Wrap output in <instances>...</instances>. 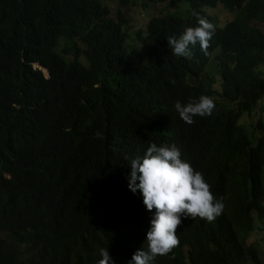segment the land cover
I'll list each match as a JSON object with an SVG mask.
<instances>
[{
  "label": "trees",
  "instance_id": "trees-1",
  "mask_svg": "<svg viewBox=\"0 0 264 264\" xmlns=\"http://www.w3.org/2000/svg\"><path fill=\"white\" fill-rule=\"evenodd\" d=\"M106 1L137 0H0V264H98L101 249L129 264L147 251L155 210L129 177L151 143L181 146L225 205L213 222L183 219L179 246L154 264H263L247 241L264 225V121L249 132L242 120L264 101V31L215 30L224 101L189 125L174 105L211 94L205 67L179 61L167 38L210 22L217 2L160 0L185 11L143 31ZM220 3L264 28V0Z\"/></svg>",
  "mask_w": 264,
  "mask_h": 264
},
{
  "label": "clouds",
  "instance_id": "clouds-1",
  "mask_svg": "<svg viewBox=\"0 0 264 264\" xmlns=\"http://www.w3.org/2000/svg\"><path fill=\"white\" fill-rule=\"evenodd\" d=\"M149 1L164 5L166 3L160 0ZM216 2L215 10L207 11L211 17L210 22L198 15V26L191 27V24H187L178 31L177 37L167 38L166 45L169 52L179 61L205 67L200 83L211 94L201 95L197 101L191 100L186 104L177 101L174 105L178 117L189 125L195 122L193 118L196 116H211L217 103L224 101L226 82L219 68L220 60H225L224 53L220 45L218 48L216 46L210 48L215 30L229 23H241L249 29L264 31L261 21L248 18L251 15L248 8L244 7L240 11L229 13L221 6L222 0H215ZM180 7V12L185 11L184 6L180 5ZM240 12H244L242 19L237 17ZM227 14L235 15V18H224ZM165 15L151 17L147 27L152 19L162 18ZM242 56L244 60L245 55L242 54ZM234 60L239 66L241 59L237 53H234ZM43 71L46 77H51L47 68H43ZM177 120L180 119L162 120L155 126L163 122L174 124ZM165 135L171 137L172 133L165 132ZM96 136L103 138L100 132H97ZM182 153H185L183 148L175 143H165V146L151 143L143 157H137L131 161L129 188L133 192L139 190L147 210H155V214L147 232V251L138 250L133 254L129 264H154L158 257H162L158 259L162 261L163 256L172 253L180 244L177 233L183 219L199 217L207 222H213L223 213L225 207L223 199H217L213 195L211 186L202 173L182 159ZM100 255L102 259L98 261V264H110V261L115 264L108 249H101Z\"/></svg>",
  "mask_w": 264,
  "mask_h": 264
},
{
  "label": "rangeland",
  "instance_id": "rangeland-1",
  "mask_svg": "<svg viewBox=\"0 0 264 264\" xmlns=\"http://www.w3.org/2000/svg\"><path fill=\"white\" fill-rule=\"evenodd\" d=\"M110 7L114 10V13L120 11L127 21H129V26L135 29H141L146 31L148 20L153 17H161L170 12H180V5H174L171 7H166L164 4H159L156 2H152L149 0H137L136 3H133L129 6H124L122 4L109 3L106 1ZM235 18V15L227 14L224 18ZM238 19H242L244 17V12H240L237 15ZM134 41L132 40L131 43ZM135 43V42H134ZM136 44V43H135ZM46 74V73H45ZM260 120L264 121V101L261 106L257 108L254 116L251 118L246 116L242 120V124L250 130L252 129L253 123H256ZM264 123V122H263ZM248 245H255L260 250L262 262L264 264V225H259L255 232L249 237L247 241Z\"/></svg>",
  "mask_w": 264,
  "mask_h": 264
}]
</instances>
